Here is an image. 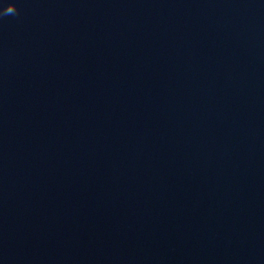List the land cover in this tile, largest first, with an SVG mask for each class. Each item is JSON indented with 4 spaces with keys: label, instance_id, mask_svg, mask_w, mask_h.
I'll use <instances>...</instances> for the list:
<instances>
[{
    "label": "water",
    "instance_id": "1",
    "mask_svg": "<svg viewBox=\"0 0 264 264\" xmlns=\"http://www.w3.org/2000/svg\"><path fill=\"white\" fill-rule=\"evenodd\" d=\"M0 264H264V0H0Z\"/></svg>",
    "mask_w": 264,
    "mask_h": 264
},
{
    "label": "clouds",
    "instance_id": "2",
    "mask_svg": "<svg viewBox=\"0 0 264 264\" xmlns=\"http://www.w3.org/2000/svg\"><path fill=\"white\" fill-rule=\"evenodd\" d=\"M9 14H18V9L16 7V4L13 2L7 3L5 6H3L2 9H0V18L7 16Z\"/></svg>",
    "mask_w": 264,
    "mask_h": 264
}]
</instances>
